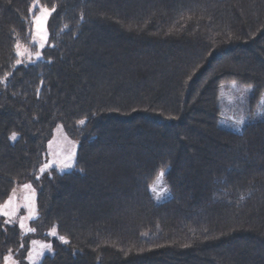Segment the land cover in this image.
Masks as SVG:
<instances>
[{"label":"trees","instance_id":"trees-1","mask_svg":"<svg viewBox=\"0 0 264 264\" xmlns=\"http://www.w3.org/2000/svg\"><path fill=\"white\" fill-rule=\"evenodd\" d=\"M263 98L264 0H0V205L37 209L0 217V264H264ZM59 125L76 165L42 172Z\"/></svg>","mask_w":264,"mask_h":264},{"label":"rangeland","instance_id":"rangeland-1","mask_svg":"<svg viewBox=\"0 0 264 264\" xmlns=\"http://www.w3.org/2000/svg\"><path fill=\"white\" fill-rule=\"evenodd\" d=\"M37 7L38 12L36 16L39 15V9L43 6L36 5L35 9ZM50 16L51 11L50 14L47 15L42 25L44 36L43 39L41 38V34L34 28L32 43L37 46L39 52H42V50H44L48 44V21L50 19ZM18 52L23 53V55H18L19 60L21 61L20 64L33 63V60L36 59V57L32 59L30 50H27V48L23 47L22 45H19ZM261 105H264V98L261 101ZM225 122L229 128V125L234 123L233 127L237 130H240L243 125V121L241 120H232L231 122V120H228L227 118ZM240 123H242V125H239ZM77 151L78 141L73 140L64 130V127L62 125H59L54 132L52 140L49 142L48 160L46 163H44L42 172L52 169H56L61 173L71 171L76 165ZM161 181H157L153 185L152 191L153 189H155V191L153 192H156L160 196V199L162 201H166L171 198V194L168 191V188ZM26 185L30 187H25ZM35 196L36 193L30 184L17 185L7 200L9 201V199L11 198V205L5 209V211H7L9 215H0V217L5 219V221H7V224L17 225L23 233H29L31 231V222L37 219ZM21 223L23 224V228L20 227ZM53 231L55 232V235L52 234V236H56V230ZM53 253L54 251L51 243L43 241H33L30 246V252L27 262L28 264H41L46 256L52 255ZM7 257L11 258L8 264H20L15 259L12 253H10ZM3 264H5V262Z\"/></svg>","mask_w":264,"mask_h":264},{"label":"snow or ice","instance_id":"snow-or-ice-1","mask_svg":"<svg viewBox=\"0 0 264 264\" xmlns=\"http://www.w3.org/2000/svg\"><path fill=\"white\" fill-rule=\"evenodd\" d=\"M32 9H30L31 11ZM54 10V9H53ZM50 14V11L49 9L47 8H44V7H41L39 9V15L35 16L33 18V27L36 29L37 32H39L41 34V38L43 39L44 36H43V30H42V25L47 17V15ZM19 47V45H17V48ZM17 55H23V53L21 52H17ZM17 64H20L21 61L20 60H17L16 61ZM81 124L84 123V121H80ZM10 139L12 140H15L16 139V133H13L10 137ZM161 175H163V173H161ZM25 187H30V186H25ZM153 191H155V189H153ZM11 205V198L9 199V201H6L4 205H0V215H3V216H8L9 213L7 211H5V209L7 207H9ZM7 222V221H6ZM21 228H23V224L21 223L20 225ZM34 231V230H33ZM53 235H55V232L53 231L52 233ZM59 239L61 241H63L64 243H67L68 241L64 238V237H59ZM11 258L10 257H5V264H8L9 260Z\"/></svg>","mask_w":264,"mask_h":264}]
</instances>
